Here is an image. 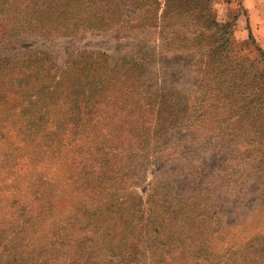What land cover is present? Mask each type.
Segmentation results:
<instances>
[{"label": "rangeland", "instance_id": "1", "mask_svg": "<svg viewBox=\"0 0 264 264\" xmlns=\"http://www.w3.org/2000/svg\"><path fill=\"white\" fill-rule=\"evenodd\" d=\"M109 1L115 4L117 1L120 11L106 7L103 0H55L58 9L49 16L48 9L38 10L48 16L43 28L18 27L19 32L11 39L0 40V59L13 58L10 67L3 70L0 77L4 84L12 77L15 81L10 84L16 86L9 91V96L5 95V100L19 97L24 87L38 88L44 82H57L61 103L62 97L68 93L66 87H74L78 78L81 82L83 74L92 78L103 72L111 74L103 80V94L99 101L104 100L95 105L90 126L99 120L104 124L96 123L102 134L109 140L119 141L125 128L135 119L146 121L141 126L139 142L129 140L124 146H116L118 152L113 153L114 158L109 155L107 161L114 170L113 187L119 186L117 195L136 196L140 210L135 215L142 217L140 220L146 223L148 231L144 241L149 242L158 236L149 220L151 201L161 204V208H168L173 199L189 196L192 201L203 203L201 208L208 211L211 219L208 228L203 227L208 230L205 244L211 256L221 259L222 264H251L250 242L264 241V172L260 171L264 168V138L260 141L253 136L250 126L264 136V112L253 111L249 116H241L244 101L239 97L254 91L256 100L250 102V106L264 101V49L255 35H251L253 39L249 37L254 30L248 20V7L253 5L259 16L257 23H261L262 0ZM16 3L13 0L11 4ZM64 6L69 12L65 16L60 11ZM227 23L226 36L230 45L226 52L217 53L212 44L214 36L210 24L221 27ZM258 26L256 28L260 30ZM123 58L142 61L145 71L136 66V74H147L145 78L152 88L169 86L181 92L186 96L188 106L194 104L195 79L206 71L208 88L236 94V117L223 118L227 114L224 113L220 120L213 117L201 124L185 118L186 122L166 131L165 126L159 129L155 107L144 117L135 118L122 108L116 117L106 119L107 111L113 109V105L119 107L126 103L132 108L142 101L138 94L125 97L130 89L121 90L118 86L124 81L112 76L113 68H117L115 63L120 64ZM94 61L98 63L92 68L89 64ZM233 66L236 68V82L228 78V71ZM70 84L72 86H67ZM1 105L4 102H0V108ZM62 105L65 107L56 110V116L66 127L50 140L49 148L56 157L48 156L52 158L49 167L57 191L69 197L72 191L62 175L66 167L76 164L72 156L81 143L77 139L79 136L73 135L76 120H67L68 105ZM11 120L6 123L8 127ZM5 122L0 121V124ZM53 125L48 123V130ZM15 135V131H7L0 139V158L3 152L11 149L12 141L14 144L19 142ZM95 143L92 138L87 144L92 148ZM23 146L28 148L31 145ZM17 148L22 145L17 144ZM121 150H126L122 156ZM102 155V151L95 154L97 159ZM26 158L21 155L17 163L22 166L13 174L18 180L34 174V166H38ZM48 159H43L41 165H45ZM4 168L0 177L11 171ZM182 213L186 218V213ZM48 220L34 229L33 236L22 247L15 246L10 235L5 236L0 231V264L13 263V252L21 249L17 257L23 262L30 249L47 233ZM152 251L154 254L153 248ZM85 253L87 256L82 264H110L103 262L105 259L96 250ZM147 253L144 264H154V255L150 258L151 253ZM179 258L173 253L169 261L176 264L175 259L178 261ZM57 264H62V260Z\"/></svg>", "mask_w": 264, "mask_h": 264}, {"label": "trees", "instance_id": "2", "mask_svg": "<svg viewBox=\"0 0 264 264\" xmlns=\"http://www.w3.org/2000/svg\"><path fill=\"white\" fill-rule=\"evenodd\" d=\"M16 1L18 3L12 5L13 0H0V40L11 39L19 32L18 27H32L34 30H39L38 27L43 28L47 17L58 9L55 0ZM103 1H106L104 2L106 7L108 5L110 9L115 8L120 11L117 1L116 4L109 0ZM167 1L170 3L174 0ZM43 8L49 10L48 16L39 13L38 10L41 9L43 12ZM60 11L63 16L69 13L65 6L60 8ZM5 24L6 29H3ZM228 25L227 23L226 26L218 27L210 24L214 36L212 44L217 53L226 52L230 45L226 36ZM225 28L226 30L223 31ZM207 30L210 31V28ZM251 35L254 34L249 35L253 39ZM12 59L10 57L0 59V76L3 70L10 67ZM92 63L89 65L93 68L98 62ZM115 65L117 68H113L115 70L112 76L124 81L118 87L121 90L130 89L124 96L138 94L142 101L132 108L126 103L120 104L119 107H116L118 104L113 105V109L107 111L108 120L116 117L122 108L123 111L126 110V114L129 112V115L137 118L144 117L146 113L150 115L155 107L159 129H164L162 126H165L164 131H166L170 127L186 122L185 118L201 124L213 117L220 120L224 113L227 114L223 118L236 117V94L208 88L209 83L205 81L206 71L199 79H195L194 104L188 106L186 96L181 92L169 86L152 88L145 78L147 74L145 76H140V72L136 74V66H139L142 72L145 71L142 61L123 58L120 64L115 63ZM234 70H236L235 66L228 71V78L236 82ZM108 75L109 73L103 72L92 78L88 74H83L81 76L83 80L80 82L78 78L74 87L71 89L66 87L68 93L62 97L61 103L68 105L65 116L68 117L67 120H76L73 135L79 136L77 139H80L79 143H81L72 156L75 157L76 164L66 167L62 175L63 181L67 182L72 191L69 197L57 191L49 167L52 158L48 155H56L49 148L50 140L66 127L64 121L58 120L56 116V110L65 107L60 103L58 83L44 82L38 88L24 87L19 97L5 100V95L9 96V91L16 88L15 85L10 84L15 80L11 77L6 82L8 84H4L3 78L0 77V102H4V105L6 103V106L1 105L0 121H7L5 124H0V139L7 131L8 133L15 131L19 138L16 144L12 141L11 149H6L7 151L3 152L0 158V173L3 172L4 167L11 170L5 174L6 176L0 177V231L5 236L9 234L16 242L15 246L22 247L26 246L28 239L33 236L34 229L49 219L47 233L41 242L30 249L23 262L21 257H17L22 249L14 251L11 264H57L60 260L62 264L80 262L82 264L83 258L87 256L85 251L89 250H96L105 259L102 261L110 264H144L148 251L151 253L150 258L154 255V264H171L169 258L171 259L173 253L180 256L178 261L175 259L176 264H222L221 259L211 256L205 244V235L208 233L205 228L211 223L208 211L202 210V202L195 199L192 201L189 196L173 199V204L168 205V208H161V204L151 201L149 220L158 236L148 240L149 242L144 241L148 231L146 223L143 224L140 220L142 217L135 215L140 210L136 196L117 195L119 186L113 187L114 170L107 165V161L109 155L114 158L113 153L118 152L116 146H124L129 140L139 142L141 126L146 121L135 119L131 126L125 128L124 136L121 135L119 141L109 140L102 134L97 124L102 126L104 124L99 120H96L97 124L90 126L95 116V105L104 100L99 101L103 94V80L111 77V74ZM254 93L252 91L247 95H240L239 99L244 101L241 116L244 114L249 116L253 111L264 112V101H259L256 106H250V102L256 100ZM11 118L8 127L6 123ZM221 121L225 120L221 119ZM50 122L54 125L48 130L47 124ZM216 123L220 125V122ZM150 125L144 126L143 129ZM250 128L253 136H257L259 140L264 138L256 133L253 126ZM92 138L98 144L95 143L96 145L91 148L87 143ZM27 143L31 146L25 148L23 145ZM17 144H21L22 148H17ZM99 151L103 153L101 159L95 156ZM123 152L120 151L121 156ZM21 155H26L30 163L38 166H34V174L18 180L13 174L19 172L22 167L17 164ZM47 157L48 162L41 165L43 159ZM260 171L264 172V168H260ZM6 192L9 196L8 200H5V197H8ZM190 207L195 208L190 210ZM182 212L186 213V218ZM249 247L252 250L249 262L264 264V241L250 242Z\"/></svg>", "mask_w": 264, "mask_h": 264}, {"label": "crops", "instance_id": "3", "mask_svg": "<svg viewBox=\"0 0 264 264\" xmlns=\"http://www.w3.org/2000/svg\"><path fill=\"white\" fill-rule=\"evenodd\" d=\"M256 6H259V4H257ZM260 6L264 9V0L260 1ZM248 8H249L248 9L249 23L254 30V35L256 36L257 41H259L260 45H262L264 49V12L262 13L263 15L260 16L261 23L258 24L257 23V17H259L258 13H256L255 10L253 9V5H251ZM257 26L260 30L256 28ZM257 31H262V32H257Z\"/></svg>", "mask_w": 264, "mask_h": 264}]
</instances>
